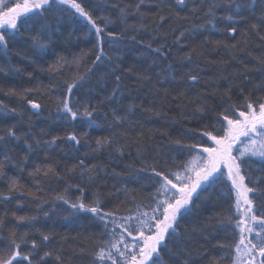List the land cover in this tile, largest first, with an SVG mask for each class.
Instances as JSON below:
<instances>
[{"label": "trees", "instance_id": "trees-1", "mask_svg": "<svg viewBox=\"0 0 264 264\" xmlns=\"http://www.w3.org/2000/svg\"><path fill=\"white\" fill-rule=\"evenodd\" d=\"M17 2L21 0H4L12 7ZM78 2L97 24H107L106 31L120 34L111 46L105 36L102 60H96L95 30L66 5L44 13V20L52 26L47 47H36L30 39L39 28L37 17L29 21L30 30L21 28L7 51L0 48V68L4 69L0 72V255H7L14 234L18 250L29 259L35 257L32 264H99L96 253L102 225L91 212L77 211L71 204L91 206L99 200L105 211L116 210L121 215L133 214L137 208L148 211L151 172L142 169L152 164L169 167L173 157L177 163L190 158L171 141L198 144L200 151L211 145L202 136L205 125L215 135L211 126L219 128L217 117L225 108L235 105L243 110L246 102L264 101V87L257 88L264 85V64L260 63L264 24L255 18L259 9L233 24L220 18L225 15L223 9H217L216 19L208 23L204 12L218 0H185V5H177L176 0H144L139 12L135 10L139 0ZM194 8L201 11H191ZM177 12L179 19H168ZM233 26L235 34L228 31ZM180 33L184 35L177 42ZM132 35L136 41L130 39ZM148 43L153 48L165 44L167 57L148 49ZM60 57L64 61L58 64ZM116 64L119 68L113 73ZM130 67L132 72L127 71ZM140 73L150 79L138 80ZM189 73L199 81L190 82ZM116 75L121 76L119 89L112 99H106L117 88ZM80 76L84 80L69 94L66 85ZM66 97L81 111L89 101L99 104L92 117L95 123L88 118L72 121L58 111L59 101ZM29 101L40 108L33 109ZM198 106L204 107L202 113L195 112ZM150 107L154 111H147ZM113 110L125 117L123 122L114 119ZM9 129L20 138L10 137ZM70 134L77 135L79 145L67 139ZM54 137V144L46 143ZM105 137H111V147L97 151V139ZM81 159L87 166H100L99 172L81 176L77 169L69 173ZM47 165L59 175H44ZM248 165L242 174L253 181L264 177V159L251 157ZM36 168L41 171L35 172ZM228 185L229 181L218 183L205 192L203 196L209 199L197 200L199 213L181 221V230L189 234L182 259L189 264H234L232 245L236 241L231 229L226 232L217 221L205 219L215 213L229 215L234 199L228 198ZM258 187L264 190V183ZM249 197L256 214H264V192ZM20 216L26 219L19 221ZM196 224L204 225V231L193 232ZM44 235L48 241H43ZM218 240L227 247H220ZM32 241L37 245L35 251ZM45 252L52 254L41 261ZM13 264L28 262L18 257Z\"/></svg>", "mask_w": 264, "mask_h": 264}, {"label": "snow or ice", "instance_id": "snow-or-ice-1", "mask_svg": "<svg viewBox=\"0 0 264 264\" xmlns=\"http://www.w3.org/2000/svg\"><path fill=\"white\" fill-rule=\"evenodd\" d=\"M144 0H139L135 5L136 12L140 11V6ZM177 5H185V0H176ZM68 5L75 10L80 16L84 17L88 24L95 30V44L94 47L98 50L96 60L100 61L106 57L104 52L105 36L109 37V45L115 42L120 35L112 31H106L107 24L103 27L97 24L96 20L92 18L90 13L85 10L78 0H21L17 2L15 7L5 4L4 0H0V48L7 51L8 43L16 36L21 34V28L30 30L29 21H36L39 17V28L35 34L30 36L33 45L36 47H47L46 40H51L52 26L44 20V13L55 7L57 10L61 6ZM223 9L225 15L220 17L226 21L236 24L239 20L247 19L248 16H254L257 9L260 15L255 17L261 24H264V0H218L209 4L204 15L209 17L208 23L216 19V10ZM191 11H201V9H192ZM124 14V9H121ZM173 18H180L177 12L175 17L171 15L169 20ZM159 19L163 21L164 16L160 15ZM215 28V24L212 25ZM253 29H257V25H252ZM228 31L232 34L237 32L235 26L230 27ZM184 34L180 33L177 37L179 42L180 37ZM132 41H136V35L130 37ZM264 39V37H262ZM146 47L162 58L167 57V50L165 44H160L153 48L152 43H148ZM111 60L112 57H107ZM117 60L122 57L117 56ZM64 58H58V64L63 62ZM264 64V59L260 61ZM119 68L116 64L112 72ZM171 68V65H169ZM4 71L0 68V72ZM128 72H132L130 67ZM84 76H80L76 81L67 84V92L71 94L72 90L84 80ZM190 82H198L199 77L191 73L188 74ZM138 80L150 79L144 73L137 76ZM174 79V78H173ZM117 88L113 89L111 96L106 99H112L119 89V82L121 76L116 75ZM159 82V81H158ZM264 87V85H257V88ZM241 91H243L241 89ZM167 95V90H165ZM229 100L231 97H228ZM178 99V97L174 98ZM33 109H39L40 105L29 101ZM60 107L58 111H63V114L70 120L75 121L78 118H88L92 123L93 113L97 111L99 104H93L90 101L83 107L75 108L70 105L68 98L59 101ZM230 109V110H229ZM11 111L15 112V109ZM147 111H154L153 108H148ZM204 107L198 106L195 112L202 113ZM195 114V113H193ZM112 115L118 122H123L125 117H122L113 110ZM219 128L212 125L216 134L210 130L209 126L205 125L202 136L208 137L212 142L211 145L203 147L202 150L197 151L198 144H183L180 140L171 141L179 146L182 152L189 154V159L176 162L173 157V163L169 167H157L156 164L147 165L143 171H150L152 180L153 192L150 195L151 203L147 206L148 211H141L139 208L135 209L133 214L121 215L118 211H105L99 200H94L92 205H86L83 202L73 203L71 207L77 211L83 210L91 212L93 216L102 225L101 236L99 242V250L96 253L99 264H189L187 259H182L185 255L187 245L189 243V234L187 230H181V221L195 216L200 211V204L197 200H207L208 196H203L209 189H214L218 183H226L230 181L227 186V195L230 200L234 199V203L228 208L229 215L224 217L219 213H215L205 219L209 222L215 220L221 226V229L228 231L231 229L232 235L235 236V243L232 245L236 252L243 251L247 258V264H257V256L260 257L259 264H264V214L257 215L253 207V199L249 197L252 193L253 197L257 192H264L258 187L259 184L264 183V177H258L253 181L250 176L245 173L248 167V161L251 157L259 156L264 159V101H258L255 104L246 102L243 105V110H238L237 106L231 105L225 108L218 114ZM196 133H189L195 135ZM8 135L15 139L20 137L16 135L12 129L8 130ZM86 135V134H85ZM244 138V139H241ZM57 138L51 141H46L51 145L55 143ZM67 139L80 144V139L75 134H70ZM3 140V137H0ZM39 144V141H36ZM97 151L105 146L111 147V137L97 139ZM242 147H235L236 145ZM31 148V145H28ZM238 155H233V151ZM119 151V149H117ZM123 154V153H121ZM8 159L7 156H5ZM80 170V175L99 172L100 166H87L83 159L77 165L68 169L69 173ZM40 168H36L35 172L39 173ZM51 174L58 176L55 168L47 165L44 170V175ZM89 180L93 179L92 175L88 176ZM248 179V183H245ZM16 181L13 180V186ZM253 184L249 187L248 184ZM11 191V189H9ZM234 193V198L232 196ZM7 199V197H5ZM203 198V199H202ZM57 199L68 201L63 196H58ZM235 209V212L232 209ZM132 210H130L131 212ZM47 215V213H45ZM19 221H24L26 217H17ZM34 219V218H27ZM0 220V225H2ZM247 225V226H245ZM204 231V225L196 224L192 231ZM43 241H48L49 237L44 235ZM171 245V247H170ZM220 247H227V244L218 240ZM33 251L36 250V242L32 241ZM20 245L16 243L15 235L11 241V246L7 255H0V264H13V262L20 257L28 264H32V259L28 255H23L18 249ZM51 252H45L44 257L51 256ZM167 257V260L165 259ZM59 259V257H57ZM211 264V262H209ZM234 264L236 262L234 261ZM243 264V262H241Z\"/></svg>", "mask_w": 264, "mask_h": 264}, {"label": "rangeland", "instance_id": "rangeland-1", "mask_svg": "<svg viewBox=\"0 0 264 264\" xmlns=\"http://www.w3.org/2000/svg\"><path fill=\"white\" fill-rule=\"evenodd\" d=\"M66 6H68V5H66ZM69 8H70V6H68ZM72 11L75 13V10L74 9H72ZM77 16H79V17H81L82 19H84L85 20V18L84 17H82V16H80L78 13H75ZM90 25V24H89ZM91 26V25H90ZM92 27V26H91ZM241 139H244V138H241ZM212 143V142H211ZM235 147H242V145H236V146H234V148ZM233 155H238V153L234 150L233 151ZM256 157H258V156H256ZM229 183H230V181H229ZM235 195V194H234ZM245 226H247V225H245ZM259 259H260V257L259 256H257V264H259ZM235 262H236V264H241V262H243V264H247V258L244 256V254H243V251H241V252H239V253H237L236 252V256H235Z\"/></svg>", "mask_w": 264, "mask_h": 264}, {"label": "bare ground", "instance_id": "bare-ground-1", "mask_svg": "<svg viewBox=\"0 0 264 264\" xmlns=\"http://www.w3.org/2000/svg\"><path fill=\"white\" fill-rule=\"evenodd\" d=\"M86 21V20H85Z\"/></svg>", "mask_w": 264, "mask_h": 264}]
</instances>
